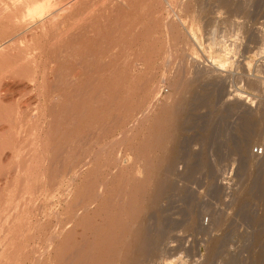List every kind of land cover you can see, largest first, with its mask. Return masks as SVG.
<instances>
[{
  "label": "rangeland",
  "instance_id": "1",
  "mask_svg": "<svg viewBox=\"0 0 264 264\" xmlns=\"http://www.w3.org/2000/svg\"><path fill=\"white\" fill-rule=\"evenodd\" d=\"M133 1L135 4L136 1L135 0H133ZM138 1L141 2L142 5L143 4L145 5L146 10L148 9L149 11H155L156 13L155 12L154 13L156 15L161 16V17H159L160 18V20L158 21L159 23L157 21L153 22V21H151L153 19L148 20L147 19L148 16L147 17L144 16L145 13L147 14V11L144 10L143 11L144 15H143L141 10L140 11L137 10L138 8L136 9L137 11H135V9H134V11H132L133 9H130L129 10L130 15H132V16L136 15L135 17H137V15L139 14L138 17H140L139 19H141L142 25H144L143 28L141 27V29L143 30V33H141V35H143L144 33L145 34L143 35L144 36L143 37V36L139 35L140 33L139 34L134 33V35H137V36H135L136 39H138V38L139 39L136 40L134 35H133V39H134L133 40L131 38L132 34H130V32H128V34H126L127 38H126V36L123 37L124 39L126 38L127 41L125 42V44H123L124 43L123 42L122 43L123 45H121L122 48L125 47L124 49H122V48L116 49L117 48V41L121 38V37L119 38V35L117 33L115 34L112 32V33H110V35L108 33L107 34L105 33L106 35L103 34L99 41L95 40L96 36H94V34H93L94 28L98 26V22H101L100 20L104 19L105 16L110 14L111 18L113 19V20H111V23L113 24L115 20L117 21L118 18H120L123 15V13H124L123 10L122 11L120 9L115 10V9H118L117 8L118 6L117 7L114 6V5L118 4L120 2V0H118V1L117 0H85L83 2L84 5L83 4L76 5V7L73 9L74 10L73 11V14H74L73 19H71L72 21L69 22V28L71 30V36L69 37V45L65 44V43L60 44L59 40H58V45H61V46L67 45V47H70V50H72L73 46L76 47V44L77 43L79 44L80 37L85 38V40H86L85 44H87V46H89L91 49V52L88 53V55H89L88 57L86 55H84V57L87 58L86 60L85 59L84 60L86 62L89 61L88 62L89 64L87 63L88 65L86 66L88 68L81 69L79 67H76V68L74 67V70H73V66L71 65V63L73 62L72 64L74 65L75 62H77L76 57H78V56L77 55H76V57L72 56L73 54L71 53L70 50H68V52L70 51L69 53H71L72 55L69 54V56H68L67 52L64 53L65 47H63V49L61 47V49H60V47L57 46L56 51L54 53L55 56L53 57L54 65L56 66V68L53 71V73L50 72L46 75V77L48 78L47 79L48 84L45 85L44 87H42L41 89H39V92L36 89L35 83L32 81H28L29 80L28 78H8V77H5L1 80L0 94H2V96H0V98H1V108H0V143H1L0 144V161H2L3 163L1 162L0 164L1 165L5 164L7 167L12 168V167H14L15 163H17V161L19 160V159H16L17 154L18 153L20 154L22 152L24 155V151H27L29 146H30L29 145L30 144L29 143L30 137H28L29 132H27V131H29V129L31 127V126L29 127V125L31 124V122H29V121H31L30 115L38 114L39 111H41V108L44 107V103H46V104L49 103V100L51 99V96L54 93L59 94L61 92L60 91L58 93L59 90H63L62 93H64V89L67 86L70 85V87H71L72 84L70 82V80H71L70 78L74 75V72H75V74L78 73L77 75L79 76V79H81L80 84L82 86H85L87 84V86H91V88L96 87V86L99 87L98 86L99 82H100V84H99L100 87H107V86L109 87L110 86L109 88H111L112 86L115 85L114 81H111V80L116 81L115 77H117L118 73H120V72L121 73L122 72L128 73L129 72L128 74L126 73L127 75H125V77L127 76V79L129 78V81L131 80L130 83H132V84H130L128 82L129 83L128 85L130 86L129 89L136 87L135 88L136 90L135 89L131 90V91H133V93L131 92V95L133 94V96H130V95L129 96L133 101H135V100H136V102L138 101L137 102L138 106H135V108L137 107V109H134V111L132 110L133 109V107H132V109H130V111L132 110L131 113H129L130 111L129 112L126 111V113L122 112L123 113L121 115L122 118L120 117V115H119V117L116 115L115 117H117L118 121L115 117L110 118V116L112 114L114 115V113L112 111L115 112V109H116V107H115L116 105H113L111 103H105L102 106V108H99V111H98L99 113L98 112H96V113L91 112V114H90L91 119L89 117L88 118L86 117L87 120L85 118H83V120L84 119L85 120L82 121V123L77 124L78 126L80 125L79 127L76 125L75 126L73 125L75 127V129H74L75 131L72 129V127L70 125L72 121L70 123L67 122V124L63 123V122H66L65 116L61 117L60 111H58L60 113V115L57 113L59 116L55 115L56 120L64 118L63 122H61L62 120H60L58 122L56 121V123H55V125L57 124L55 126L56 129L61 125L60 126L61 129L60 128H58V129L62 130L61 133L63 134L65 132V131H63L64 125H65L66 129H68L67 127L70 126L71 133H74V135H75V133H77L76 135H78V136H76V138H75V137H73L74 136L73 134L70 135V133H69L67 135L64 133V135H62V137H61V135L59 136L56 133L57 131L54 130L56 135H54V132H53L52 133L53 136H52V134H50V135L48 134V137L44 136L43 139L45 142H46L47 138H51V136H52V139L47 140L48 142L46 143V145L49 143L52 146V144H53L52 148L54 149L55 148L54 145L59 142L58 143L59 147L56 148V150H58L62 146V145H59L60 141H61V144H64L66 141V145H68V143L70 141L69 139L71 137H73L74 139L72 138L71 141H73V140L78 141L79 140L77 143L79 144L80 147H78V146L77 147H78V150L80 152H78V153L81 154L82 157H84V159L86 158L85 162L86 161H88V162H86V165H84V167L82 168L83 170L81 172L83 174H80L79 177L75 178L74 181L72 182V184H67V180H66L65 181L66 184L64 183L65 185H62L60 187V184L59 185L56 184L57 186L55 185L53 187V191H52L51 190L52 187H50V189H49V181H47V182L41 181L42 184L40 182L41 186L39 185V187L41 189H38V190H40L39 193L41 195H39L38 190H37L36 193H38V194H36V198H35L34 203L39 204L41 206L40 207L39 205H37L40 208L37 210V213H38L37 219H39V217H40L39 220H40L41 224H37V227H35V228L38 229V227L40 225H42L43 227L41 228V230H42V232L44 231V233L42 234L39 229H38L39 230L38 231L37 229L34 228L35 231L36 232L38 231L44 237V235H47L49 233V231L51 232V231L56 230V228H55V227H57V226H55L56 223H58L59 221L64 222V220L67 218V216L70 217L72 209H74V208L76 209L79 207L80 198L83 196L84 193H85L84 195L87 194L86 193L87 189L89 188L90 184L92 185V183L95 182V181L91 182L93 180V178L95 180V177H96V180L98 178L99 183L97 182V184H99V186L101 185L100 179L105 180L107 178L106 180L109 181V183L106 181L105 190L106 191L109 190V192H111L112 188H114L113 192H114V190H117V192H118V190H120V188H121V185H119V184H122V179L118 175V172H117V169L115 168V166L113 164H111L112 158L114 156L115 157L118 156L117 154L119 152L120 156L122 157V158H120L121 159L120 162L123 164H127L130 161L132 162L131 158H133V161H134V158L136 157L135 155L139 154V153L141 155L145 149L147 151H149L148 153H150L151 151L154 152L155 149L153 150V146H152L153 144L149 143L152 141V139H150L149 136H151V135L153 136L156 132V131H153L154 134L153 133L150 134L151 132L149 130L151 128V124L154 122L153 117L154 116L155 117L156 116L157 117L162 116L163 113L160 114L161 112H163L162 111L163 106L161 104L165 100L167 101L168 99H170V100H168V102L170 103L172 100L174 101L176 99V102H177L178 100L180 101L182 99L181 103H180V108H181L180 110L181 111H179V114H178L179 115L178 116L179 122L177 121V123H176V124H178L177 125L178 127L176 126V128H178V129L176 130V128H175V130H174L175 133L173 134L176 136H174L173 141H171V143L168 144L169 147L166 149V151L167 150L168 151L166 153L167 155H166L165 163L162 164V167L160 165L155 167L158 169L160 167V169L162 171L156 170L154 168V172L156 171L155 173L159 172L158 173L159 175L155 174L156 178L158 176L160 178L158 177L159 181L157 182V179L154 176V179L156 181L154 180L153 184L155 182H157V184L159 186V184H163V181H164V184H163L164 187H162V185H161L158 188L157 184L156 183L154 184V186L156 185L157 190L161 189V187H162L164 189L163 190L164 193L162 192L163 194L161 193V196L159 195L160 197L158 198L157 201L155 199L158 196H155V198L153 197V200H155V202H153L152 198L148 199L146 201V203L148 204V205H146L147 209H145L146 211H144V213H142L143 217L141 216V220H142L141 222H143V219H144V223H145V220H146V227H147L146 232L148 233L147 235H149L148 240L151 243L150 245L151 246L153 245L154 248L152 247L151 250L148 253H146V255L143 257L142 261L139 264H160V262H162V261L163 262L166 261L167 264H260L259 261L256 260V257H255L256 255H254V254L257 253V251H258L257 248L260 245L261 246L263 245V240H264V208H263V206H264V163H263L264 162V160H263L264 159V153L262 155L253 154V153H251V147L254 144H258V143L264 145V0H195V1L194 0H187L188 2L186 0H169L170 5L163 2V0H144V1L138 0ZM138 1H137V3H139ZM157 1H160L161 3L157 2ZM139 4H135V5L137 7H139L138 6ZM79 14H80V16H79ZM75 15L79 18L77 19V17ZM102 16H104V17L101 19L100 17H102ZM192 16L194 17V21H195L196 25H198L197 28H198V32L200 34L197 41L192 40L193 38L190 39L191 37H189L188 34L184 35V33L187 32L186 31L187 28L185 30V27H188L190 25V23L192 21L191 20ZM81 17H82V19H81ZM116 17H117V19H116ZM166 17L175 21L176 25L178 24L177 28H173L172 30L170 28L171 32L169 31V28H166V26L163 25V21ZM84 18H85V20H83ZM99 18H100V20H99ZM114 18H115V20H114ZM82 21H83V23L81 24ZM85 21H86V23H85ZM141 21H140V23H141ZM178 22H181L182 24L178 23ZM129 24L131 26L128 25V28H129V31L133 30V31H131L132 33L134 31H136V29H138V28L133 29V28H135L134 25L131 23H129ZM145 24H146V26H145ZM132 25H133V28H132ZM176 25H175V27H176ZM80 26H81V29L86 30L87 35L85 34L84 37L83 36L79 37L78 32L81 31V30H79ZM140 26L141 25H139V27ZM25 27L26 26L20 27L19 29L22 30V29H25ZM103 27H105V26H103ZM145 27L150 30L151 35H149L150 33L147 34V31H149V30L145 29ZM179 28H180L181 32H179L180 31ZM144 29H145V31L146 30L147 31L144 32ZM25 32H27L26 35L27 36L29 35L28 37H30V31L26 30ZM167 32H169V33H167ZM172 32H174V35ZM175 32H177V33L179 32V34L176 35ZM138 35H139V37H138ZM181 35H184L183 37L184 38L186 37L185 41L187 40L188 42L186 41V43H185V41H182V39H184V38ZM170 36L173 38L175 36L174 43L176 44V46L173 45V48L175 47L174 49L175 50L177 49L176 51H178V52L182 51V53L185 51L184 54L188 53V54H186L187 58H186V63L184 64V69H185V67H187L185 69L187 71L186 75L184 76L185 79L183 78V75L185 73H183V75L181 76V80H180L181 82L177 81L178 83L176 82L177 83L176 86L173 84V82L171 80L175 81L179 78V76L177 78V75H178L177 70H176L177 64L175 63V60L173 61L174 63L172 62V64H171L170 59L168 60V58L166 57L167 52H165V50L166 51L168 50L166 43L168 41V38H170ZM129 37L132 40L131 39L128 40ZM151 39H153V41H155V43ZM135 40H136V42H133ZM151 41L155 44V47L158 46V48H160L161 45L163 44L164 47H162V48H164V49H160V51H159V50H157L158 48L156 50L154 48L153 51H149L152 48V46L149 45V44H152ZM208 41L211 44L208 43ZM0 42H1V44L3 43L2 40ZM149 47H151V48H149ZM183 48H184V51H183ZM208 49H210V51ZM117 50H119V51H117ZM136 51H139L138 53L141 52L140 54H144L146 52H147V54L150 53V55L145 54V56H147V57L150 56V57H148L150 59V62H149V65H147L149 67V69L147 67V72H142L143 71L142 69H133V68H130V70H128L129 67H127V66L123 67L124 65L123 66L117 65V64H120L121 61H124L125 57L127 58L128 55L129 56L135 55ZM214 51L216 53H214ZM59 52H61V53H59ZM134 52H135V54H133ZM223 52L225 54L227 53L228 54V55L226 54L227 57L230 58L228 63L225 62V64L222 65L219 70H216L215 73L210 72L209 68H207V65L209 66V64H208V62H205V61L208 60L209 55H211V57L214 55V57H215L216 55L220 54L223 57H226V55ZM99 56H100V58H99ZM199 56H201V57L199 58ZM151 57H152V59H151ZM88 58H89V60H88ZM108 58L113 59L112 65H110V66L109 65H102V63L107 62L106 60H109ZM171 60H173V59H171ZM166 62L168 63V66H167ZM164 63H165V65H164ZM186 64H187V66H186ZM70 66H71V68H70ZM198 66H199V69H198ZM119 70H120V72H119ZM126 70H128V71H126ZM131 71H132V75H130ZM153 71L156 72V73H154V75H153ZM175 71L177 73L176 76H174L176 74V73L174 74ZM208 72H210V73H208ZM114 73H117V74L115 75ZM133 73H134V76H136L137 78L138 77L140 78L141 76L142 77L144 76L145 78L149 77L150 79L153 78L150 80V82H148L147 85L144 86L147 89L143 87V89L141 91V89L140 90L138 89V84L136 86L135 83H134L135 84L134 86H131V85H133V82L135 80ZM144 73L145 74L147 73V74L145 75ZM166 74L168 75V77H170L169 80H167V81L171 82L173 85V89L176 88V90H171L172 88H170L168 82L165 81V83L163 84V88H160L159 91L158 90L155 91V94H156V92H158V94H156V96H157L156 102L159 103V105L158 104L154 105L153 113H155L157 115L152 114V118L149 120V122H147L148 124L145 123L144 125H138V126L135 125L137 131L134 128V126L132 127V128H134V129H132V133L134 132L135 134L134 135L131 134V136L134 137V138L131 137V139L134 141V143L132 140H131L132 142L129 141V143L121 141L120 140L121 138H118L120 140L119 141L117 139V137H119L120 135L118 136V134L121 133V131H124L127 128H129L131 123L135 122L136 119L141 114L139 112L143 111V109H145V108H147V106H149V102H151L150 99L152 100V98H153L152 91L155 88L154 86L157 83L156 81H158L160 79V77H161L160 75H166ZM172 75H173V78L175 80L172 78ZM131 76L133 79L130 78ZM144 77L140 78V79L144 80ZM89 79H90V81H89ZM91 79L93 80L92 83H91ZM98 79H100V80H98ZM191 79H192V81H191ZM13 80H15V81H13ZM132 80H133V82H132ZM182 80L183 81L189 80V82L186 81V83L185 82L183 83ZM97 81H99V82H97ZM137 81H139V79H137ZM151 82H152V84H151ZM179 83H181V84H179ZM182 83H183V85L186 84L185 91H183ZM5 84H7V85H5ZM112 84H114V85H112ZM188 84H189V86H188ZM87 86H85V88ZM52 87H54V88H52ZM177 88L179 89V91H177L178 90ZM180 88H181V92H180ZM187 88H189L190 91L187 90ZM137 89L139 91H137ZM65 92L68 93L67 88H66ZM172 92L174 93V95ZM181 93H182V95H180ZM128 94H130V93H127V95ZM134 94H136V95H134ZM135 96H137V97H135ZM178 98H181V99H178ZM132 100H131V103H132ZM173 101L171 103H173ZM174 104H172V105H174ZM64 107H66V106H64ZM60 109L61 108H59V110ZM61 110L63 112L65 111L64 108H62ZM78 110H80V108H78ZM149 111H151V110H149ZM63 112H62V114L64 115L65 112L64 113ZM111 112H112V114H111ZM127 112L129 113V116H128ZM97 113L101 114L100 115L101 118H100V116L98 117ZM124 113L127 114V116ZM57 116H58V118L59 117L60 118L58 119ZM97 117L100 120H97L96 119ZM129 117H131V118H129ZM46 118L48 120V118H49L48 115ZM93 118H95V120ZM44 120H46V119H44ZM47 120L45 121V124H47ZM93 120L96 122L98 121V123L103 121V120L104 121L106 120L104 124L108 125V126L105 125L107 127L104 130L103 136L101 138H99L98 141L94 140L96 138H94L95 136H92L93 131H90V127L92 128V126H90V125L96 123V122L94 123ZM111 120H112V124L110 122ZM114 121L116 122V124ZM43 122L44 121H42V123ZM125 122H127V123H125ZM101 124H103V122H101ZM179 124H181L180 128H179V126H180ZM147 126L148 127L150 126L149 129L146 128ZM28 127H29V129H28ZM76 127H78V128L76 129ZM87 127H89V128H87ZM13 128H15V130ZM143 129H147V130H143ZM16 130H18V132ZM70 130L69 131L66 130V131L70 132ZM87 130L90 131L89 132L90 134L86 133V132H88ZM139 130L143 131V132L141 133ZM11 131L14 132V134L11 133L12 136L10 134ZM168 131H167V134H168ZM79 132L82 134V137H83L82 141H80L81 137H79V135H81V134H78ZM139 132H140V134H139ZM58 133L61 134L59 131H58ZM127 133H129V132H127ZM143 133L144 134L146 133L145 138L148 139V140H146L147 142L145 140H143V136H144ZM87 134L89 137L91 136L90 138L88 137V139L86 136ZM137 134H139V135L137 136ZM177 134H178V136H177ZM43 135H44V133H43ZM54 136H56V137H54ZM63 136H66V137H63ZM141 136H142V138H141ZM26 137H28V138H26ZM59 137H61V138H59ZM68 137H70V138H68ZM78 137L80 139L76 140ZM138 137H139V139H138ZM45 138H46V140H45ZM92 138H93V140H92ZM67 140H69V141H67ZM114 140H117V141L115 142ZM177 140H179V141H177ZM51 141H53V142H51ZM93 141L97 145H95L93 143ZM135 141L137 143H135ZM7 142L8 143L11 142L9 144H11L13 147L11 145H9ZM123 142H124V144H123ZM140 142L142 145L145 144L144 146H147L149 143V145L151 144L152 147L148 145L149 147L147 146V147H144L145 149H143V146H141ZM174 142H175V144H174ZM77 143L75 142L72 145L73 146L72 150L76 151V152H77V150H76L75 144H77ZM106 143L108 144V146ZM20 144L22 147L20 146ZM26 144H28L29 146ZM49 144L47 147L45 146L46 150L49 149ZM102 144H104L103 147L101 146ZM136 145L137 146L139 145L141 148L139 146L137 147ZM173 145H175V147L177 149L174 148ZM125 146L129 150L126 149ZM130 147H131V151H130ZM170 147H171V149H170ZM62 148H63V151L65 150L64 154L66 151L71 150V149H69V147H67L65 145H63L61 147V149ZM67 148H68V150H67ZM98 149L100 150L101 154L99 155L100 158L97 157V155H96V157L98 158V160H96V157L93 156V154L95 155L94 151L97 152V151H99ZM123 149H125V150H123ZM133 149L135 151H138V152L141 151L142 149H143V151H141L142 153L141 152L138 153V152H135ZM169 149L171 151H169ZM85 150H86V152H84ZM174 150H176V151H174ZM58 151H60V149ZM63 151L61 150V152H63ZM92 152H93V154H92ZM130 152L132 153V155ZM153 152H151L152 154L150 153L151 156H153L156 153V152H154V153ZM174 152H176V153H174ZM1 153H2V155H1ZM86 153H88L87 154L88 157H87ZM90 153L92 154L93 157L91 156ZM112 153L115 155H113ZM169 153L171 154L170 156L172 158L169 156ZM128 154H129V156H128ZM106 155H107V157H110V158L112 157L111 161H109V162L105 161ZM18 158H20V157H18ZM21 158H23V156ZM21 158H20V160H21ZM167 158H169V160H167ZM174 158H176V159H174ZM258 158H260L262 161L259 159L260 162H258V163L256 162L257 164L255 165L254 162H252V161L257 160ZM96 161L97 162L99 161L98 163L102 165V168L99 171H97L95 169L96 164H98V163H96ZM104 161H105V163H104ZM80 163H79V166L82 165V163L81 164ZM83 163H84V161H83ZM172 163H173V165H172ZM170 165H172V166H170ZM86 166H88V167H86ZM49 167H48V170L46 171L47 175L45 174V176H48V177L52 173V169H51L52 167L50 169H49ZM9 168H7V169H9ZM165 168H168V169L170 168L171 170L170 169L166 170ZM71 170L74 171L75 168L71 169ZM49 171H50V173H49ZM72 171H69V173L67 174L68 177L66 176V179L70 177ZM113 171H115L117 173L112 175ZM109 172H111V173H109ZM174 173H176V174H174ZM104 174L105 175L107 174V175L105 176ZM109 174H111V175L109 176ZM163 174H164V176H163ZM86 175H88V176L86 177ZM103 176L106 178H104ZM107 176H109L110 178H113L114 176H116V177L119 176L118 178H120L121 180L116 178V177H114L115 179L109 180L110 178H108ZM162 179H163V181H162ZM84 181H86L85 183L88 185V186H84L85 190H83V187H82V184L84 183ZM161 181H162V183H161ZM10 182H12V181H7L6 184L3 183V184H5V186L4 187L1 186V188L5 189V187L7 186L5 190H7L9 188V190L13 191V189H12L13 187L11 188L10 186H14V185H13V183H11L12 185L8 184ZM43 183L45 185H43ZM107 183L109 184V186ZM166 183H168V184H166ZM8 185H10V186H8ZM86 187H87V189H86ZM1 188H0V193L2 194L4 192ZM95 188L97 189L98 186H96ZM107 188H108V190H107ZM65 189H67V190H65ZM93 190H92L93 194L91 192L92 195L90 194V199H89L88 203L90 204L91 203L90 201L92 199L94 202V199L96 198L95 202L99 201V202L105 204V207L103 204H101L99 202L98 203L92 202L91 205L94 206V208L96 206L98 207L99 204L102 205L100 207L101 208L104 207L105 209L104 208L99 209V212H101L99 215L101 217H104V218H100V220L102 219L103 221H107L109 214H105L106 217L108 215V217L105 219V215L103 213H104V211H107L109 209L108 206L112 201L111 199L116 197L117 192H115L116 194L113 192H111L112 194L107 192L108 193L107 194L106 191L104 190L105 195H102V196L99 195L100 200H97V199H99V197L98 196L95 197V194H94L95 190L94 191ZM48 191H49V193H48ZM82 191H83V193H82ZM84 191H86V192H84ZM161 191H162V189H161ZM8 192L7 193L10 194L11 191H8ZM50 192H52V193H50ZM7 193L5 192L4 194H7ZM79 193H80V196H79ZM113 194H115L114 197H113ZM7 195L4 197H7ZM106 195L107 196L109 195V196L107 197ZM104 196H106L109 200L107 199L105 201L103 199ZM4 197H3V202L0 201L2 203V204L0 203L1 204L0 209L7 206V204H9L10 198L7 197V199L5 200ZM106 197H104V198L106 199ZM111 197H113V198H111ZM7 200H9V201L6 203ZM107 201H108V203H107ZM158 201H160V202H158ZM106 203L108 204L107 208H106ZM155 203L157 205H155ZM94 204L95 205L97 204V205L95 206ZM10 205L11 204H9L7 207H9ZM28 205H29V207L31 206L30 203ZM152 205L154 206L153 208L150 207ZM12 206H13V203L10 207L12 208ZM7 207H5V208H7ZM13 209H12V211H13ZM79 211H81V209ZM61 219H63V220H61ZM188 221L190 222V224L196 223L195 224V227H196L195 230H192V228L190 230L188 228ZM69 222L67 225L72 226L74 224L73 221H71V223H69ZM147 222H149V223H147ZM47 223H49V224H47ZM44 226L46 227V231L48 233L45 232ZM52 229H54V230H52ZM158 229H160V230H158ZM75 230L79 231V233L77 235V232L75 231L76 235H73L72 237L73 238L75 237V239H76L75 240L76 241L75 246L80 245V248L77 247L78 250H81V248H82V250L84 249L82 252L87 250V251H92L93 253H96L98 255V257L101 258V259H99L96 256V258L98 259L96 264H99V263L106 264L108 261H110V259L113 260L112 259L113 257H111V256H113V254L115 253V249L111 250V247H109V245L106 244L107 242L105 243V245H102L103 241L101 242L102 243L101 245H98V243L102 239V237H100V238L97 237L98 238L97 239L94 236V238H95L94 239V238H92L93 236L90 234L91 233L90 231H88L86 233H82L79 228H76ZM116 231L119 232V229H117ZM258 232H262L263 234L257 235ZM82 234L85 236L84 238H83ZM42 235H41V237H42ZM99 236H101V235H99ZM259 236H261L262 239L261 238L259 239L258 238ZM72 237L68 241L69 245L68 244L67 245L69 247H72L71 249L73 250V249H76V247H73L74 246L73 243L75 241L72 239ZM256 237L259 240H257ZM82 238L85 239V241L84 240L81 241ZM150 238H151V240H150ZM90 239H92V240H90ZM93 240H94V242H93ZM88 241L89 242L91 241V242L89 243ZM151 241H153L154 243H152ZM40 242H41V245H43L42 241H40ZM70 243H72V244H70ZM92 243L95 245L97 244L98 246H101V247H98V246H96L95 248L90 247V246H93ZM257 245H259V246H257ZM262 247H264V245ZM18 248H21V247H18ZM18 248H16V249H18ZM44 248L46 249V247H35L32 252H27V254H26V252L25 253L21 252L19 255L23 254V256L18 255V257H21V258L24 257L25 260L24 259L21 260V258L18 259V257H17V259L15 258L16 260L12 259V260L16 261L15 263H14V261H12V260L11 261L14 264L19 263L18 262L19 260H21V261L24 260L22 262V264L23 263L24 264H33V262L35 264V262H36L35 259L41 257L42 259H38L37 260L38 262L36 264H41L40 263L41 261H42V264H45L46 263L45 261H47L49 259H50L49 261H51V262L48 263V261H47L48 264H52V260H53L54 264H57L59 261H55V260H57V255L59 254V252H61V250H60L61 248L58 247V249L60 248L59 249L60 251L58 250V254H56V251H55V249L57 247H53V248L47 247V249H46L47 251ZM49 248H51V249H49ZM96 249H98V251ZM76 250H74L76 252V254H74L75 252L70 251V249H69V252L71 254H72V252H74L72 254L73 257L74 256L78 257L82 253V252L80 253V251L78 252ZM93 250H95V251H93ZM110 250H111V252H110ZM42 251H43L42 256H39V255H41L40 252H42ZM113 251H114V253L112 254ZM69 252H67V254H69ZM28 253H30V255ZM53 255H54V257L55 256L56 257L52 259L51 257H53ZM36 256H38V257L34 258ZM60 256H61L60 258L63 257L61 255V253H60ZM58 257H59V255H58ZM207 258H208V260H206ZM33 259H34V261H32ZM62 259H64V258H62ZM107 259H108V261H107ZM58 260H61V259H58ZM99 260H101V261H99ZM54 261L57 263H55ZM61 262H59V264H63V261H61ZM19 264H21V263H19Z\"/></svg>",
  "mask_w": 264,
  "mask_h": 264
},
{
  "label": "bare ground",
  "instance_id": "2",
  "mask_svg": "<svg viewBox=\"0 0 264 264\" xmlns=\"http://www.w3.org/2000/svg\"><path fill=\"white\" fill-rule=\"evenodd\" d=\"M83 1V0H82ZM81 0H0V41L2 40V44L0 42V83H1V80L5 77H8V78H28L29 80L28 81H32L35 83V86H36V89L38 90L39 92V89H41L42 87H44L45 85L48 84V78L46 77V75L48 73H53V71L55 70L56 66L54 65V60H53V57L55 56V51H56V47L59 46L60 49L62 47H65L64 49V53H68V56L69 54H71L72 56L76 57V55L78 57H76V61L75 64L73 65L71 63V65L73 66V70H74V67H79L81 69L83 68H88L86 67L89 63L86 62L85 60L87 58L84 57V55H86L87 57L89 56L88 53L91 52V49L89 46H87V44H85L86 40L85 38H81L80 36H83L87 33H86V30H83L81 29V26H80V29L81 30L79 33V37H80V42L79 44L77 43L76 44V47H72L70 50V47H67V45H58V40L60 41L59 43L60 44H68L69 45V37L71 36V30L69 28V22H71L73 19V9L76 7V5H79V4H83V1L82 2ZM118 1V0H117ZM136 3L135 4H139L137 7L135 4H134V1L133 0H120V2L114 6H118L117 8L118 9H115V10H123V15L118 18V20L116 21L115 18H114V23L112 24L111 23V20H113L111 18V15H107V16H102L100 17L101 19L104 17V19L99 20L101 22H98V26L94 28L93 30V34L94 36H96L95 40H100V38L102 37L103 34H109L110 33H117L119 35V40L117 41V48L116 49H121L123 44H125V42L127 41V35L128 32H130V34H132V39H133V35L134 33L135 34H139L141 35V33H143V30L141 29V27L143 28L144 25H142V21L141 19H139L140 17H135V16H132L130 15V9H133L132 11H137V10H141L142 11V14H143V11H147V14L145 13L144 16H148L147 19H153L151 21L153 22H158L160 20L159 15H156L155 11H149L148 9L146 10L145 9V5L141 4V2H139L138 0H135ZM137 1L139 3H137ZM144 1V0H143ZM187 1V0H186ZM195 1V0H194ZM157 2H160V1H157ZM163 2H165L166 4H169V0H163ZM188 2V1H187ZM186 2V3H187ZM161 3V2H160ZM191 3V2H190ZM194 3V2H193ZM121 4V5H120ZM192 4V3H191ZM84 5V4H83ZM170 5V4H169ZM136 6V7H135ZM147 7V6H146ZM138 8V9H137ZM137 9V10H136ZM152 9V8H151ZM138 11V12H139ZM149 11V12H148ZM158 11V10H157ZM155 12V13H154ZM108 14V13H107ZM182 14V13H181ZM106 15V14H105ZM113 15V14H112ZM76 16V15H75ZM80 16V14H79ZM84 16V15H83ZM82 16V17H83ZM166 16V15H165ZM77 17V16H76ZM81 17V19H82ZM79 17H77L78 19ZM76 19V18H75ZM76 19V20H77ZM117 19V17H116ZM70 20V21H69ZM85 20V18L83 19ZM191 23L188 27H185V30L187 28V32L184 33L185 34H188L189 37H191L190 39L194 40V41H197L200 34L198 32V25H196L195 21H194V17L192 16V19H191ZM79 21V20H78ZM81 21V20H80ZM141 21V23H140ZM149 22V21H148ZM177 22V21H176ZM83 23V21L81 22V24ZM86 23V21H85ZM129 23L133 24L135 28H133V25H132V28L133 29H136V31H134L133 33L131 31H129V28H128V25H130ZM145 23V22H144ZM159 23V22H158ZM178 23H181V22H178ZM182 24V23H181ZM138 25V26H137ZM139 25H141L139 27ZM163 25L166 26V28H169V31L171 32V30L173 28H177V25L175 24V21L171 20L170 18L166 17L163 21ZM176 25V27H175ZM25 27V29H22L20 30L19 28L20 27ZM105 26V27H103ZM131 26V25H130ZM146 26V24H145ZM84 27V26H83ZM108 27V28H107ZM171 28V30H170ZM145 29H147L145 27ZM144 29V32H146ZM183 29V28H182ZM26 30H29L30 31V37H28L26 35L27 32H25ZM142 30V31H141ZM180 30V28H179ZM174 31V30H173ZM176 31V30H175ZM89 32V31H88ZM104 32V33H103ZM181 32V30L179 31ZM179 32H175L176 35L179 34ZM207 32V31H206ZM77 33V34H78ZM150 33L149 35H151V32L150 30L147 31V34ZM155 33V32H154ZM169 33V32H167ZM173 35H174V32H172ZM171 33V34H172ZM214 33V32H213ZM105 34V35H106ZM145 34V33H144ZM143 34V35H144ZM146 34V35H147ZM156 34V33H155ZM181 34V33H180ZM224 34V33H223ZM138 35V37H139ZM141 35V36H143ZM148 35V36H149ZM184 35H181L182 37ZM225 35V34H224ZM126 36V38L124 39L123 37ZM137 36V35H134V37ZM169 36V35H168ZM78 37V38H79ZM128 38L131 39V38ZM144 37V36H143ZM181 37V38H182ZM76 38V37H75ZM165 38V37H164ZM172 38V39H171ZM175 38V36H174ZM173 37L170 36V38H168V41H167V51L165 50L166 53V57L168 58V60L170 59V63L172 64V62L175 60V63L177 64V73L176 71L174 72V76L177 75V78L179 76V78L177 80H175L173 78V75H172V78L175 80H171L173 82V84L176 86V84L178 83L177 81H180L181 80V76L183 75V73H185L183 75V78L184 76L186 75L187 71L185 70L187 67H185L184 69V64L186 63V58H187V55L188 53L184 54V48H183V53L182 51L181 52H178L176 51L174 48H173V45L176 46V44L174 43V39ZM179 38V37H178ZM180 38V39H181ZM184 38V37H183ZM186 38V37H185ZM185 38L182 39V41H185ZM131 39V40H132ZM136 39V37H135ZM139 39V38H138ZM136 39V40H138ZM148 39V38H147ZM154 39V38H153ZM153 39H151L153 41ZM134 40V39H133ZM133 41V42H136ZM140 41V40H139ZM151 41V42H152ZM181 41V40H180ZM187 41V40H186ZM185 41V43H186ZM193 41V42H194ZM78 42V41H77ZM102 42V41H101ZM108 42V41H107ZM124 42V43H123ZM155 43V41H153ZM152 42V44H149L152 46L149 47L151 48V50L149 51H153V49L155 48V50L158 48V46L155 47V44ZM188 42V41H187ZM74 43V42H73ZM98 43V42H97ZM123 43V44H122ZM132 43V42H131ZM181 43V42H180ZM208 43H210L208 41ZM207 43V44H208ZM136 44V43H135ZM211 44V43H210ZM188 45V44H187ZM181 46V45H180ZM160 47V46H159ZM164 47V45L162 44L160 48H158L157 50L160 51V49H164L162 48ZM69 48V49H68ZM125 48V47H124ZM122 48V49H124ZM129 48V47H128ZM211 48V47H210ZM227 48V47H226ZM59 49V50H60ZM112 49V48H111ZM131 49V48H130ZM134 49V48H133ZM145 49V48H144ZM173 49V50H172ZM182 49V48H181ZM205 49V48H204ZM68 50L71 51V53L68 52ZM147 50V49H146ZM175 50V51H174ZM210 51V49H208ZM212 50V49H211ZM119 51V50H117ZM123 51V50H122ZM148 51V50H147ZM148 51V52H149ZM58 52V51H57ZM121 52V51H120ZM139 51H136V54L135 52L133 54L135 55H131V56H127V58L125 57V60L124 61H121L120 64H117L119 66H127L129 67L128 70H130V68H133V69H142L143 71L142 72H147V65H149V62H150V59L148 57L150 56H145L146 53L144 54H140L138 53ZM212 52V51H211ZM225 52V51H224ZM223 52V53H224ZM228 52V51H227ZM231 52V51H230ZM61 53V52H59ZM138 53V54H137ZM214 53H216L214 51ZM140 54V55H139ZM218 54V53H217ZM225 54V53H224ZM227 54V53H226ZM225 54V55H226ZM147 55H150L147 54ZM165 55V54H164ZM163 55V56H164ZM209 55V54H208ZM216 55V54H215ZM228 55V54H227ZM223 57L222 55L218 54L214 57V55L211 57V55H209L208 57V60H206L205 62H208L209 66L207 65V68H209L210 72L212 73H215L216 70H219L221 68L222 65L225 64V62L228 63L229 61V57ZM83 56V57H82ZM95 56V55H94ZM189 56V55H188ZM190 57V56H189ZM201 56H199L200 58ZM234 57V56H233ZM90 58V57H89ZM88 58V60H89ZM98 58V57H97ZM96 58V59H97ZM100 58V56H99ZM110 58V57H109ZM108 58V59H109ZM85 59V60H84ZM152 59V57H151ZM166 59V58H165ZM173 59V60H171ZM196 59V58H195ZM204 59V58H203ZM91 60V59H90ZM112 58L109 59V60H106L107 62L105 63H102V65H112ZM123 60V59H122ZM191 60V59H190ZM198 60V59H197ZM196 60V61H197ZM203 61V60H202ZM104 62V61H103ZM168 62V61H167ZM166 62V63H167ZM88 63V64H87ZM97 63V62H96ZM174 63V62H173ZM56 64V63H55ZM93 64V63H92ZM100 64V63H99ZM207 64V63H206ZM96 65V64H95ZM116 65V66H117ZM165 65V63H164ZM170 65V64H169ZM199 65V64H198ZM167 66H168V63H167ZM176 66V65H175ZM187 66V64H186ZM191 66V65H190ZM151 67V66H150ZM174 67V66H173ZM197 67V66H196ZM201 67V66H200ZM71 68V66H70ZM191 68V67H190ZM228 68V67H227ZM230 68V67H229ZM120 69V68H119ZM149 69V67H148ZM166 69V68H165ZM170 69V68H169ZM196 69V68H195ZM198 69H199V66H198ZM118 70V69H117ZM126 70V71H128ZM157 70V69H156ZM122 71V70H121ZM125 71V72H126ZM192 71V70H191ZM207 71V70H206ZM103 72V71H102ZM116 72V71H115ZM118 72V71H117ZM120 72V70H119ZM195 72V71H194ZM202 72V71H201ZM200 72V73H201ZM208 72V73H210ZM69 73V72H68ZM127 73V72H126ZM126 73H114L115 75L117 74V77L116 78V81L115 80H111V81H114L115 85L112 86L111 88H109L108 86L107 87H100V82L98 84L99 87H92L91 86H87V84L85 86H87L85 88V86H82L80 84V81L81 79H79V76L77 74H75L74 72V75L69 79L71 84V87L70 85L67 86L66 88L68 89V93L65 92L66 88L64 89V93L63 90H57L59 94L57 93H54L52 96H51V99L49 100V103L46 104L44 103V107L41 108V111H39L38 114H33V115H30L31 116V124L29 125L28 129L29 131V136L30 137V141H29V148L27 151H24V155L23 153L17 154V158L16 159H19L23 156V158H21V160L17 161V163H15L14 167L12 168H9L7 167L5 164L4 165H1L0 164V188L1 186L4 187L5 184L7 183V181H12L8 184L12 185L11 183H13L14 186H10L12 190H9V188L7 190L6 187L5 189L4 188H1L3 190V192L7 193L8 191H11L10 194H4V193H0V201L3 202V197L7 195L8 198H10L9 200L6 201V203L9 201V204L12 205L13 203V206L12 208L9 206L7 207L9 204H7V208L3 207L0 209V264H12L14 260L17 259L18 255L22 252V253H25L27 254V252H32L34 250L35 247H57L55 249L56 251V254H58V250L60 249L61 252H59V257L57 255V260L55 261H63V264H96L97 262V258L96 256L98 257V255L96 253H93L92 251H87L85 250L84 252H82V248L81 250H78L77 247L80 248V245L79 246H75L76 244V239L75 237L73 238L72 236L73 235H76L75 233V229L76 228H79L81 230L82 233H86L88 231H90L91 235L93 236L92 238H94V236L97 238H100L102 237V239L99 241L98 245H101L102 241H103V244L102 245H105L108 244L109 247H111V250H114L115 249V253L114 251L112 252L113 257L110 261H108L107 259V263L106 264H139L143 257L146 255V253H148L151 248L153 247V245L151 246L150 244V241L148 240L149 238V235H147L148 233L146 232L147 230V227H146V220H145V223H144V219H143V222H141V216H142V213H144V211H146L145 209L146 208V205H148L146 203V201L148 199H151L153 200V197L155 198V196H158L155 200L157 201L158 198L161 196V193L163 192L164 193V189L162 187L163 184H164V181H163V184H159V186L162 185L161 189L157 190L156 189V185L154 186V184L159 181L158 177L156 178V175L159 173H155L154 172V168L156 166H161L162 167V164L165 163V159H166V149L169 147V143H171V141H173V138L174 136L176 135H173L175 133V128L178 124L177 121L179 122V118H178V114H179V111H181L180 109V103H181V98H178V99H181L179 102L177 101L176 102V99L173 101V103H169L168 99L167 101L165 100L161 105L163 106L162 107V111L160 114H162V116H159V117H153V123L151 124V128L149 129V127L147 126L146 128H148L150 130V134H154L153 131H156L155 134L152 136H149L150 139H152L151 144H153V150L155 149L154 152H156L153 156H151V151L150 153H148L149 151H147L144 147H147V146H144L141 144V146H143V149H145L143 151V149L141 151H143V153L141 151L142 154L140 155V153L138 151H134L135 152H138L139 154H134L133 156L135 157L134 158V161H133V158L132 159V162L130 161L129 163L127 164H123L120 162V158H122L120 156V153L118 152V156H114L112 158V162L111 164H113L115 166V168L117 169V172H118V175L121 177L122 179V184H119L121 185V188L120 190H114L113 192V189L112 188V191L113 193L117 192L116 194V197L113 198L115 196V194H113V199H111V203L109 204L108 206V201L106 203V208L108 206V210L107 211H104V215L105 214H109V217L107 219V221H103L102 219L100 220V218H104V217H101L99 214L101 212H99V209H103L105 207V204L101 203L104 205L103 208H101L99 204V206L97 207L95 204V208L94 206H92V202H93V199L90 201L91 203L89 204V199H90V194L92 192V190L98 186V188L94 189L95 192V197H99L102 196V195H105L104 193V190H105V186H106V178L105 180L103 179H100V186L99 184H97L98 182V178L96 180V177H95V180L93 178V182L92 185L90 186L89 185V188L87 189V194L84 195L80 198V204H79V207L78 208H74L72 209V212L70 214V217L67 216V218L64 220V222L62 221H59L58 223H56L55 227L56 230L54 231H49V233L46 231V227L44 228L45 232H47L48 234L47 235H44L43 237V233L44 231L42 232L41 228L43 227L42 225H38V229L41 231V233H39L38 229L35 228L37 227V224H41L40 222V217L39 219H37V210L40 209L37 205L39 204H36L34 203L35 201V198H36V194L39 193L40 190L38 189H41L39 187L40 185V182L43 181V182H47L49 181V189L50 187H52V191H53V187L57 184L59 185L60 184V187L62 185H65V181L67 180V184H72V182L74 181L75 178L79 177L80 174H83L81 171L83 170L82 168L84 167V165H86V158L84 159V157H82L81 154H79L78 152H80L78 150V147L79 144L77 143L80 139L79 137H81L80 141H82L83 137H82V134L79 132L78 134H81L79 135V137L76 139L78 141H71L73 137L76 138V135L77 133H71V130H70V126H68L67 128L70 130V132H67L69 131L68 129L65 128V125H64V128H63V131H65L64 133L65 134H73L74 136L73 137H68L70 138L69 140V143L68 145H66V141L64 144H61V141H60V144L59 145H65L67 147H69V149L71 150H67L64 154V151H63V148L61 149V147L59 148L60 151L56 150V148H58V143H56L54 145V149L52 148L53 147V144L51 146V144H49V149L46 150L45 146L47 147L48 144L46 145V143L48 142L47 140L49 139H52V136H53V132L54 130L57 131L56 133L61 137L62 135H64V133L62 134V130H60V126L58 128L60 129H56V121H60L62 120L61 122H63V119H59L58 116L60 115L61 113V117H64L65 116V121L66 122H63L65 124L70 123L71 121V127L72 129L74 130L75 129V125L78 126L77 124L79 123H82V121H84L85 119L87 120V118L89 117L90 118V114L91 112L93 113H96L99 111V108H102V106L105 104V103H111L113 105H116V109H115V112L112 111L114 113V115H111V117H115L116 115L119 117H121V115L123 114L122 112H125L126 111H130V109H132L133 107V111L134 109H137V107L135 108V106H138L137 105V102L136 100L133 101L130 96H133V94L131 95V92L133 93V91L131 90H134L136 87L134 88H130V86L128 85L131 80L129 81V78L127 79V76L125 77V75H127ZM132 75V71L130 72ZM135 73V72H134ZM134 73H133V76H134ZM141 73V72H140ZM154 73H156L155 71H153V75ZM207 73V72H206ZM80 74V73H79ZM112 74V73H111ZM145 74V73H144ZM143 74V75H144ZM147 74V73H146ZM145 74V75H146ZM164 74V73H163ZM171 74V73H170ZM190 74V73H189ZM141 75V74H140ZM152 75V76H153ZM188 75V74H187ZM201 75V74H200ZM211 75V74H210ZM129 76V75H128ZM160 79L158 81H156V85L153 87V91H152V94H153V98L152 100L150 99L151 102H149V106H147V108L143 109V111L139 112L141 113L139 115V117L136 119L135 122H130L131 125L129 128H127L126 130L124 131H121V133L118 134L119 137L118 138H121L120 140L121 141H124V142H132L133 140L131 139V134H135L134 132L132 133V129H136V126L135 125H144L145 123L149 122V120L152 118V114H155L153 113V107L154 105L158 104L156 101H157V96L156 94H158V92H156L155 94V91H159L160 88H163V84L165 83V81L169 80L170 77H168V75H160ZM171 76V75H170ZM189 76V75H188ZM135 77V80L133 82V85L131 86H134L136 84H138V89L142 91L143 87L145 85L148 84V82H150L151 79L153 78H145L144 76V80L143 79H140V78H143L142 76L139 78H137L136 76ZM132 78V76L130 77ZM139 79V81H137V79ZM101 79V78H100ZM98 79V80H100ZM111 79V78H110ZM133 79V78H132ZM185 79V78H184ZM95 80V79H94ZM15 81V80H13ZM17 81V80H16ZM59 81V80H58ZM90 81V79H89ZM92 79H91V83H92ZM183 81V80H182ZM189 82V80H186ZM186 81H183V83ZM192 81V79H191ZM22 82V81H21ZM69 82V83H70ZM88 82V81H87ZM129 82V83H128ZM168 82V81H167ZM177 82V83H176ZM181 82V81H180ZM61 83V82H60ZM82 83V82H81ZM89 83V82H88ZM94 83V82H93ZM135 83V84H134ZM182 83V85H183ZM200 83V82H199ZM9 84V83H8ZM26 84V83H25ZM102 84V83H101ZM132 84V83H130ZM152 84V82H151ZM170 88H172L171 90H176L173 89V85L171 82H168ZM171 84V85H170ZM181 84V83H179ZM178 84V85H179ZM202 84V83H201ZM7 85V84H5ZM80 85V86H79ZM93 85V84H92ZM177 85V86H178ZM95 86V85H94ZM174 86V87H175ZM186 84L183 85V91H185L186 89ZM189 86V84H188ZM70 87V88H69ZM90 87V88H89ZM165 87V86H164ZM54 88V87H52ZM146 88V87H144ZM149 88V87H148ZM168 88V87H167ZM193 88V87H192ZM1 89V88H0ZM60 89V88H59ZM137 89V91H139ZM147 89V88H146ZM169 89V88H168ZM178 89V88H177ZM3 90V89H2ZM56 90V89H55ZM136 90V89H135ZM167 90V89H166ZM187 90H189V88H187ZM7 91V90H6ZM162 91V90H161ZM179 91V89L177 90ZM190 91V90H189ZM5 92V91H4ZM3 92V93H4ZM49 92V91H48ZM47 92V93H48ZM169 92V91H168ZM180 92H181V88H180ZM192 92V91H191ZM50 93V92H49ZM53 93V92H52ZM127 93H130L127 95ZM137 93V92H136ZM171 93V92H170ZM169 93V94H170ZM173 93V92H172ZM178 93V92H177ZM168 94V95H169ZM179 94V93H178ZM192 94V93H191ZM239 94V93H238ZM49 95V94H48ZM130 95V96H129ZM136 95V94H134ZM140 95V94H139ZM171 95V94H170ZM174 95V93H173ZM182 95V93L180 94ZM187 95V94H186ZM185 95V96H186ZM0 96H2V94H0ZM50 96V95H49ZM48 96V97H49ZM137 97V96H135ZM170 97V96H169ZM178 97V96H177ZM47 98V97H46ZM185 98V97H184ZM132 100V103H131V100ZM187 99V98H186ZM185 100V99H184ZM136 102V103H135ZM140 102V101H139ZM148 103V102H147ZM175 103V104H174ZM46 104V105H45ZM174 104V105H172ZM66 106V107H64ZM114 107V106H113ZM0 108H1V98H0ZM59 108H64L65 109V114L63 115L62 114V110ZM78 108H80V110H78ZM161 109V108H160ZM112 110V109H111ZM132 110L129 112L131 113ZM151 110V111H149ZM60 111V113L58 112ZM63 112V113H64ZM101 112V111H100ZM127 112L128 116H129V113ZM59 115H58V114ZM99 113V112H98ZM98 117L101 115V114H98ZM103 113V112H102ZM124 113V114H125ZM127 114H125L127 116ZM134 114V113H133ZM47 115H48V120H47ZM55 115H58L57 118L59 120H56V116ZM132 115V114H131ZM157 115V114H155ZM159 115V114H158ZM124 116V115H123ZM136 116V115H135ZM134 116V117H135ZM87 117V118H86ZM98 117L96 118L97 120H100L98 119ZM83 118H85L83 120ZM101 118V116H100ZM117 119V117H115ZM114 118V119H115ZM122 118V117H121ZM126 118V117H125ZM131 118V117H129ZM46 119L47 120V124H45V121L44 120ZM91 119V118H90ZM95 120V118H93ZM103 119V118H102ZM113 119V118H112ZM127 119V118H126ZM70 120V121H69ZM93 120V121H94ZM110 120V119H109ZM42 121H44L42 123ZM106 121V120H105ZM105 121H101L103 122V124H101V122L98 123V121H94V123L96 124H92L90 126H92V128L90 127V131H93V135L92 136H95L94 140H97L99 138H101L103 136V133H104V130L106 129V127L108 126L107 124H104ZM118 121V119H117ZM127 121V120H126ZM134 121V120H133ZM183 121V120H182ZM40 122V123H39ZM60 122V123H61ZM111 124H112V120L110 121ZM115 122V121H114ZM38 123V124H37ZM74 123V124H73ZM89 123V122H88ZM127 123V122H125ZM116 124V122H115ZM148 124V123H147ZM39 125V126H38ZM74 125V126H73ZM94 125V126H93ZM107 125V126H105ZM125 125V124H124ZM179 128L181 127V124H179ZM80 126V125H79ZM78 126V127H79ZM105 126V127H104ZM129 126V125H128ZM134 126V128H132ZM11 127V126H10ZM76 127V129L78 128ZM178 127V126H177ZM16 128V127H15ZM15 128H13L15 130ZM89 128V127H87ZM145 128V127H144ZM12 129V130H13ZM67 131H66V130ZM92 129V130H91ZM153 129V130H152ZM178 128H176L177 130ZM143 130H147V129H143ZM169 130V131H168ZM180 130V129H179ZM178 130V131H179ZM18 132V130H16ZM58 131L61 133L59 134ZM75 131V130H74ZM77 131V130H76ZM88 131V130H87ZM90 131L86 132V133H89ZM137 131V129H136ZM140 131V130H139ZM167 131H168V134H167ZM111 132V131H110ZM129 132V133H127ZM141 133L143 131H140ZM139 132V134H140ZM146 132V131H145ZM149 132V131H148ZM177 132V131H176ZM14 134L13 131L10 132V134ZM44 133V135H43ZM127 133V134H126ZM138 133V132H137ZM11 134V136H12ZM48 134H52L51 138H45L46 142L44 141V136L45 137H48ZM90 134V133H89ZM92 134V133H91ZM137 134V136L139 135ZM144 134V133H143ZM146 134V133H145ZM145 134L143 136V140H148L145 138ZM4 135V134H3ZM54 135L55 132H54ZM57 135V136H58ZM5 136V135H4ZM10 136V135H9ZM16 136V135H15ZM87 136V139H88V134L86 135ZM136 136V137H137ZM141 136V138H142ZM148 136V135H147ZM146 136V137H147ZM178 136V134H177ZM26 137V138H28ZM56 137V136H54ZM59 137V138H61ZM63 137H66V136H63ZM91 137V136H90ZM89 137V138H90ZM11 138V137H10ZM67 138V139H68ZM86 138V137H85ZM115 138V137H114ZM134 138V137H133ZM140 138V139H141ZM148 138V137H147ZM178 138V137H177ZM74 139V138H73ZM123 139V140H122ZM137 139V138H136ZM139 139V137H138ZM176 139V138H175ZM15 140V139H14ZM57 140V139H56ZM93 140V138H92ZM91 140V141H92ZM119 140V139H118ZM119 140V141H120ZM132 140V141H131ZM3 141V140H2ZM1 141V142H2ZM90 141V140H89ZM115 142L117 140H114ZM137 141V140H136ZM135 141V143H137ZM176 141V140H175ZM179 141V140H177ZM4 142V141H3ZM53 142V141H51ZM77 143L75 144L76 145V151H73L72 150V145L74 143ZM123 142V144H124ZM147 142V141H146ZM8 143V142H7ZM11 143V142H9ZM8 143V144H9ZM81 143V142H80ZM92 143V142H91ZM94 143V141H93ZM134 143V141H133ZM173 143V142H172ZM177 143V142H176ZM179 143V142H178ZM1 144V143H0ZM3 144V143H2ZM95 144V143H94ZM107 144V143H106ZM111 144V143H110ZM139 144V145H140ZM147 144V143H146ZM151 144L149 146H151ZM175 144V142H174ZM6 145V144H5ZM11 145V144H9ZM14 145V144H13ZM74 145V146H75ZM97 145V144H95ZM104 144H102L101 146L103 147ZM114 145V144H113ZM130 145V144H129ZM138 145V146H139ZM8 146V145H7ZM12 146V145H11ZM21 146V144H20ZM57 146V147H56ZM78 146V147H77ZM100 146V145H99ZM108 146V144H107ZM106 146V147H107ZM127 146V145H126ZM125 146L126 149H128L127 147ZM137 146V145H136ZM137 146V147H138ZM148 146V147H149ZM151 146V147H152ZM171 146V145H170ZM174 148L175 145H173ZM13 147V146H12ZM22 147V146H21ZM51 147V148H50ZM129 147V146H128ZM133 147V146H132ZM140 147V146H139ZM150 147V148H151ZM99 148V147H98ZM141 148V147H140ZM52 149V150H51ZM101 149V148H100ZM113 149V148H112ZM171 149V147H170ZM169 149V151H171ZM177 149V148H176ZM61 150L63 152H61ZM87 150V149H86ZM86 150L84 152H86ZM99 150V149H98ZM125 150V149H123ZM129 150V149H128ZM173 150V149H172ZM119 151V150H118ZM127 151V150H126ZM130 151H131V147H130ZM147 151V152H146ZM176 151V150H174ZM178 151V150H177ZM15 152V151H14ZM153 152V153H154ZM95 155L93 154V156L96 157H99L100 158V150L95 152ZM125 153V152H124ZM128 153V152H127ZM126 153V154H127ZM131 153V152H130ZM171 153V152H170ZM169 153V156L171 155ZM176 153V152H174ZM85 154V153H84ZM88 153H86L87 155ZM91 154V153H90ZM91 154V156H92ZM113 154V153H112ZM173 154V153H172ZM2 155V153H1ZM115 155V154H113ZM132 155V153H131ZM92 156V157H93ZM109 156V155H108ZM129 156V154H128ZM168 156V157H169ZM173 156V155H172ZM14 157V156H13ZM20 157V158H18ZM88 157V155H87ZM90 157V156H89ZM96 157V160H98V158ZM106 159L105 161L109 162L111 161V158L110 157H107V155L105 156ZM171 157V156H170ZM177 157V156H176ZM2 158V157H1ZM12 158V157H11ZM91 158V157H90ZM103 158V157H102ZM110 158V159H109ZM130 158V157H129ZM138 158V159H137ZM172 158V157H171ZM170 158V159H171ZM176 159V158H174ZM260 158H258L257 160L255 161H252L254 162V164L256 165L258 162H260L259 160ZM84 163H83V161ZM100 160V159H99ZM167 160H169V158H167ZM264 160V159H263ZM7 161V160H6ZM82 161V162H81ZM104 161V163H105ZM262 161V160H261ZM2 161H0L1 163ZM82 163V165L79 166V163ZM99 162V161H98ZM96 161V163H98ZM168 162V161H167ZM173 162V161H172ZM250 162V161H249ZM257 162V163H256ZM3 163V162H2ZM80 163V164H81ZM101 163V162H100ZM169 163V162H168ZM262 163V162H261ZM260 163V164H261ZM264 163V162H263ZM109 164V163H108ZM253 164V165H254ZM173 165V163H172ZM170 165V166H172ZM5 166V167H4ZM50 166V167H49ZM91 166V165H90ZM177 166V165H176ZM260 166V165H259ZM262 166V165H261ZM9 169H7V168ZM48 167L49 169L51 168L52 169V173L48 176H45L46 174V171L48 170ZM88 167V166H86ZM165 167V166H164ZM74 171H72L71 169H74ZM94 168V167H93ZM102 168V165L101 164H96V167L95 169L97 171H99L100 169ZM171 168V167H170ZM169 168V169H170ZM85 169V168H84ZM90 169V168H89ZM94 169V170H95ZM156 170H161L160 167L159 169L158 168H155ZM166 170H169L168 168H165ZM176 169V168H175ZM171 170V169H170ZM69 171H72L71 175H70V179L67 178L66 179V176L67 174L69 173ZM162 171V170H161ZM164 171V170H163ZM92 172V171H91ZM115 171L112 172V175H114L115 173H117ZM170 172V171H169ZM50 173V171H49ZM88 173V172H87ZM96 173V172H95ZM106 173V172H105ZM108 173V172H107ZM111 173V172H109ZM162 173V172H161ZM160 173V174H161ZM177 173V172H176ZM174 173V174H176ZM180 173V172H179ZM178 173V174H179ZM156 174V175H155ZM177 174V175H178ZM183 174V173H182ZM47 175V174H46ZM89 175V174H88ZM86 175V177L88 176ZM102 175V174H101ZM100 175V176H101ZM105 175V174H104ZM107 175V174H106ZM105 175V176H106ZM111 174H109L110 176ZM159 175V174H158ZM109 176H107L108 178H110ZM118 176V177H119ZM154 176L155 178L157 179V182H154ZM164 176V174H163ZM180 176V175H179ZM48 177V178H47ZM68 177V176H67ZM81 177V176H80ZM83 177V176H82ZM85 177V178H86ZM116 177V176H114ZM110 178L109 180L111 179H115V178ZM116 177V178H118ZM174 177V176H173ZM172 177V178H173ZM11 178V179H10ZM102 178V177H101ZM160 178V177H159ZM120 179V178H118ZM120 179V180H121ZM103 180V181H102ZM113 181V180H112ZM111 181V182H112ZM156 181V180H155ZM161 181V183H162ZM209 181V180H208ZM86 181H84L85 183ZM102 182V183H101ZM109 183V181H107ZM5 183V184H3ZM65 183V184H64ZM80 183V182H79ZM83 183V182H82ZM82 184V187H83V190H85L84 186H88L86 183L85 184ZM90 183V182H89ZM99 183V182H98ZM107 183V184H108ZM116 183V182H115ZM119 183V182H118ZM121 183V182H120ZM42 184V182H41ZM81 184V183H80ZM168 184V183H166ZM43 185H45L43 183ZM56 185V186H57ZM96 185V186H95ZM41 186V185H40ZM69 186V185H68ZM67 186V187H68ZM71 186V185H70ZM109 186V184H108ZM113 186V185H112ZM158 186V184H157ZM158 186V188H159ZM39 187V188H38ZM66 187V188H67ZM80 187V186H79ZM115 187V186H114ZM57 188V187H56ZM69 189V188H68ZM110 189V188H109ZM118 189V188H117ZM5 190V191H4ZM38 190V193H36ZM44 190V189H43ZM42 190V191H43ZM67 190V189H65ZM93 190V191H94ZM108 190V188H107ZM50 191V190H49ZM48 191V193H49ZM79 191V190H78ZM81 191V190H80ZM106 191V190H105ZM66 192V191H65ZM109 192L106 191V193ZM109 192V193H111ZM45 193V192H44ZM52 193V192H50ZM83 193V191H82ZM104 193V194H103ZM162 193V194H163ZM206 193V192H205ZM4 194V195H3ZM93 194V192H92ZM91 194V195H92ZM108 194V193H107ZM112 194V193H111ZM180 194V193H179ZM3 195V196H2ZM39 195H41L39 193ZM48 195V194H47ZM51 195V194H50ZM110 195V194H109ZM108 195V196H109ZM160 195V196H159ZM79 196H80V193H79ZM107 196V195H106ZM104 196V197H106ZM107 196V197H108ZM111 196V195H110ZM7 197H4V199L6 200ZM38 197V196H37ZM93 197V196H92ZM103 197V199L106 201L108 198L106 197V199ZM164 197V196H163ZM38 200V199H37ZM68 200V199H67ZM96 198L94 199V202H95ZM97 200H100V197L99 199ZM109 200V199H108ZM155 200H153V202H155ZM102 201V200H101ZM0 202V203H1ZM5 202V201H4ZM39 202V201H38ZM49 202V201H48ZM72 202V201H71ZM93 202V203H94ZM98 202H95V203H98ZM145 202V203H144ZM160 202V201H158ZM31 204V206L29 207L28 204ZM150 203V202H149ZM152 203V202H151ZM157 203V202H156ZM155 203V205H157ZM2 204V203H1ZM0 204V205H1ZM153 204V203H152ZM45 205V204H44ZM43 205V206H44ZM40 206V205H39ZM70 206V205H69ZM41 207V206H40ZM100 207V208H99ZM151 208H153L154 206H150ZM14 208V209H13ZM160 208V207H159ZM191 208V207H190ZM264 208V206H263ZM13 209V211H12ZM64 209V208H63ZM78 209V210H77ZM81 209V211H79ZM105 209V208H104ZM149 209V208H148ZM47 210V209H46ZM40 211V210H39ZM38 211V212H39ZM102 211V210H101ZM158 211V210H157ZM59 212V211H58ZM107 212V213H106ZM61 213V212H60ZM111 214V215H110ZM60 215V214H59ZM68 215V214H67ZM146 215V214H145ZM95 216V217H94ZM100 216V217H99ZM63 217V216H62ZM106 215H105V219L107 218ZM143 217V216H142ZM145 217V216H144ZM198 217V216H197ZM59 218V217H58ZM61 218V217H60ZM111 219V220H110ZM146 219V218H145ZM39 220V221H38ZM58 220V219H57ZM63 220V219H61ZM70 221V222H69ZM71 221H73V225H67L68 222L71 223ZM150 221V220H149ZM40 222V223H39ZM43 222V221H42ZM149 223V222H147ZM46 224V223H45ZM49 224V223H47ZM154 224V223H153ZM161 224V223H160ZM196 224V223H195ZM195 224H190V222L188 221V228L191 230H195ZM152 225V224H151ZM37 229L38 231L36 232L35 229ZM158 228V227H157ZM156 228V229H157ZM119 229V232H117L116 230ZM160 230V229H158ZM154 231V230H153ZM188 231V230H187ZM77 232V235L79 233V231H76ZM149 232V231H148ZM74 233V234H73ZM263 233L262 232H258L257 235H262ZM42 235V237H41ZM83 235V234H82ZM101 235V236H99ZM160 236V235H159ZM72 237V239L75 241L73 243V247H76V249H71L72 247H69L68 245V241L70 240V238ZM85 236L83 235V238ZM81 241H85V239H83ZM97 238V239H98ZM257 238V237H256ZM259 239L261 238V236L258 237ZM257 238V240H259ZM88 239V238H87ZM95 239V238H94ZM154 239V238H153ZM157 239V238H156ZM262 239V238H261ZM72 240V241H73ZM92 240V239H90ZM151 240V238H150ZM42 241V244L41 245V242ZM261 241V240H260ZM89 242V241H88ZM91 242V241H90ZM89 242V243H90ZM94 242V240H93ZM152 243H154L153 241H151ZM261 243V242H260ZM68 244V245H67ZM72 244V243H70ZM93 244V243H92ZM78 245V244H77ZM90 245V244H89ZM97 244H93V246H90V247H96L98 246ZM158 245V244H157ZM165 245V244H164ZM190 245V244H189ZM263 245H264V240H263ZM262 245V246H263ZM71 246V245H70ZM85 246V245H84ZM107 246V245H106ZM105 246V247H106ZM162 246V245H161ZM259 246V245H257ZM261 246V245H260ZM256 247L258 249L257 253L254 254L256 255V260L259 261L260 264H264V247ZM15 247V248H14ZM18 247H21V248H18ZM58 247H60L58 249ZM70 251H80L81 255H79L78 257L76 256H72V254L75 252H72V254L69 252V249ZM98 247H101V246H98ZM103 247V246H102ZM104 247V248H105ZM108 247V246H107ZM191 247V246H190ZM18 248V249H16ZM113 248V249H112ZM154 248V247H153ZM15 249V250H14ZM39 249V248H38ZM45 249V248H44ZM43 249V250H44ZM45 249V250H46ZM51 249V248H49ZM48 249V250H49ZM68 249V250H67ZM86 249V248H85ZM110 249V248H109ZM59 250V251H60ZM98 251V249H96ZM110 250V252H111ZM47 251V250H46ZM95 251V250H93ZM154 251V250H153ZM36 252V251H35ZM67 252H69V254H67ZM109 252V251H108ZM157 252V251H156ZM41 255L39 256H42L43 254V251L40 252ZM39 253V254H40ZM47 253V252H46ZM60 253L61 255L63 256L62 258H60ZM63 253V254H62ZM103 253V252H102ZM30 255V253H28ZM76 254V252L74 253ZM79 254V253H78ZM77 254V255H78ZM103 255V254H102ZM105 255V254H104ZM19 256H23L22 255H19ZM28 256V255H27ZM26 257V256H25ZM38 256L34 257V258H37ZM49 257V256H48ZM56 257V256H55ZM54 255L53 257H51L52 259L55 258ZM102 257V256H101ZM254 257V256H253ZM16 258V259H15ZM21 257H18V259H20ZM27 258V257H26ZM99 259H101L100 257H98ZM147 258V257H146ZM145 258V259H146ZM14 259V260H12ZM24 259L21 258V260ZM38 259H42L41 257L35 259L36 262L35 264L38 262L37 260ZM48 259V258H47ZM58 259H61V260H58ZM104 259V258H103ZM12 260V261H11ZM19 260L18 262L22 264L23 261ZM45 260V259H44ZM50 260V259H49ZM48 261L51 262V261ZM106 260V259H105ZM208 260V258L206 259ZM11 261V262H10ZM34 261V259L32 260ZM47 261H45L47 263ZM54 261V262H55ZM101 261V260H99ZM104 261V260H103ZM253 261V260H252ZM255 261V260H254ZM16 261H14L15 263ZM44 262V263H45ZM59 262H55L57 264H59ZM106 262V261H105ZM13 263V264H14ZM19 263H16V264H19ZM42 264V261L40 262ZM45 263V264H46ZM47 263V264H48ZM62 263V262H61ZM24 264V263H23ZM34 264V262H33ZM52 264L53 263V260H52ZM101 264V263H99ZM160 264H167L166 261H162L160 262Z\"/></svg>",
  "mask_w": 264,
  "mask_h": 264
},
{
  "label": "built area",
  "instance_id": "3",
  "mask_svg": "<svg viewBox=\"0 0 264 264\" xmlns=\"http://www.w3.org/2000/svg\"><path fill=\"white\" fill-rule=\"evenodd\" d=\"M251 153L256 154V155H262L264 153V145L263 144H254L251 147Z\"/></svg>",
  "mask_w": 264,
  "mask_h": 264
}]
</instances>
